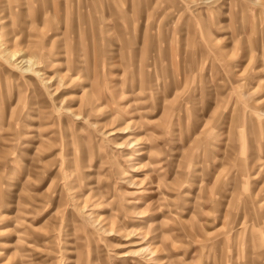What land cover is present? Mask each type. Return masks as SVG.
Listing matches in <instances>:
<instances>
[{
    "label": "rangeland",
    "instance_id": "rangeland-1",
    "mask_svg": "<svg viewBox=\"0 0 264 264\" xmlns=\"http://www.w3.org/2000/svg\"><path fill=\"white\" fill-rule=\"evenodd\" d=\"M0 264H264V0H0Z\"/></svg>",
    "mask_w": 264,
    "mask_h": 264
},
{
    "label": "bare ground",
    "instance_id": "bare-ground-1",
    "mask_svg": "<svg viewBox=\"0 0 264 264\" xmlns=\"http://www.w3.org/2000/svg\"><path fill=\"white\" fill-rule=\"evenodd\" d=\"M9 57V56H8Z\"/></svg>",
    "mask_w": 264,
    "mask_h": 264
}]
</instances>
